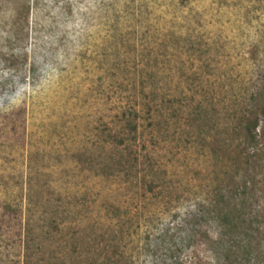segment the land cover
Segmentation results:
<instances>
[{"label": "rangeland", "instance_id": "1", "mask_svg": "<svg viewBox=\"0 0 264 264\" xmlns=\"http://www.w3.org/2000/svg\"><path fill=\"white\" fill-rule=\"evenodd\" d=\"M262 88L264 0H0V264H212L186 220Z\"/></svg>", "mask_w": 264, "mask_h": 264}, {"label": "trees", "instance_id": "2", "mask_svg": "<svg viewBox=\"0 0 264 264\" xmlns=\"http://www.w3.org/2000/svg\"><path fill=\"white\" fill-rule=\"evenodd\" d=\"M234 117L236 126L218 141L213 200L186 220L184 241L206 248L212 264H264V213L255 182L264 170V88Z\"/></svg>", "mask_w": 264, "mask_h": 264}]
</instances>
